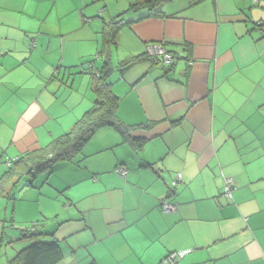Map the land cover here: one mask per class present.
<instances>
[{"label": "crops", "instance_id": "obj_1", "mask_svg": "<svg viewBox=\"0 0 264 264\" xmlns=\"http://www.w3.org/2000/svg\"><path fill=\"white\" fill-rule=\"evenodd\" d=\"M137 1L0 0V162L45 146L92 106L100 33L120 16L109 82L133 129L127 140L100 129L53 167L59 208L45 236L58 264H160L180 252L177 264H264V0H169L153 17L129 10ZM149 44L174 64L146 58ZM164 199L174 212H161Z\"/></svg>", "mask_w": 264, "mask_h": 264}, {"label": "trees", "instance_id": "obj_2", "mask_svg": "<svg viewBox=\"0 0 264 264\" xmlns=\"http://www.w3.org/2000/svg\"><path fill=\"white\" fill-rule=\"evenodd\" d=\"M168 1L169 0H139L130 5L129 10L135 11L145 8L148 11L147 17L160 16L162 14L157 12L156 9ZM121 25L122 20L121 17L118 16L104 23L101 30V46L97 56L102 59V64L99 72L94 74L91 73L90 75L92 83L91 90L94 95L92 106L75 121L69 131L52 139L45 146L37 150L19 154L13 160L7 159L5 165L6 163H9V165H6V171L0 177V199L13 200L11 198L12 189L7 190V188L9 184L20 180L24 176H34L38 173H44L49 176L56 164L72 162L79 158L84 147L100 129L111 128L127 140L128 132L133 129V127L126 126L118 118V98L114 95L109 82V78L113 71L110 65L111 49L116 46V37ZM144 56L148 58L146 54H144ZM138 60L139 57H136L133 60L121 62L118 65L117 71L121 75ZM128 142H130L134 148L138 149H141L144 143L143 140H129ZM181 180L179 183H181ZM178 184L173 188L170 187V189L175 190ZM164 201L167 202L166 199H164ZM37 223L38 222L33 224L30 230L25 231V233L22 231V236L32 238L42 235V233L39 232V228L43 225ZM62 259L63 253L58 242L56 240H48L47 242H36L20 250L13 258L7 261V264H58ZM87 264L97 263L90 261Z\"/></svg>", "mask_w": 264, "mask_h": 264}, {"label": "rangeland", "instance_id": "obj_3", "mask_svg": "<svg viewBox=\"0 0 264 264\" xmlns=\"http://www.w3.org/2000/svg\"><path fill=\"white\" fill-rule=\"evenodd\" d=\"M117 6L119 7L118 4ZM115 7L116 3H112L111 8ZM116 61L114 53L113 62L116 63ZM6 161L7 158L2 157L0 175L6 169ZM57 183L55 178L38 173L34 176H24L9 184L7 189H12L11 198L13 200L9 201V205H5L3 201L0 202V264H7V261L13 258L17 252L31 244L48 241L45 233L53 231L55 227L53 215L59 208V202L56 203L53 199L57 192L53 186H56ZM63 200L64 198H61L60 201L63 202ZM60 205L62 206V203ZM36 222L43 225L39 228L42 235L32 238L23 237L22 234L30 230ZM22 231L23 233H21Z\"/></svg>", "mask_w": 264, "mask_h": 264}, {"label": "built area", "instance_id": "obj_4", "mask_svg": "<svg viewBox=\"0 0 264 264\" xmlns=\"http://www.w3.org/2000/svg\"><path fill=\"white\" fill-rule=\"evenodd\" d=\"M201 1V0H198ZM253 4H257L258 0H251ZM145 54L148 58L158 60L165 64L166 66L170 67L174 64L175 57L172 53L167 52L161 45L159 44H149L146 46ZM8 166L9 163H6ZM114 173L117 174L119 177L124 178L127 174V170L123 166L116 167ZM181 180V174H176L173 180L170 183V187L173 188L178 184ZM231 189H232V181L230 179L225 180V184L223 187V194L225 197H231ZM160 210L163 213H171L175 211V205L168 203L166 201H162L160 203ZM185 255L184 252L180 253H173L167 256L160 264H177L178 260H180Z\"/></svg>", "mask_w": 264, "mask_h": 264}]
</instances>
